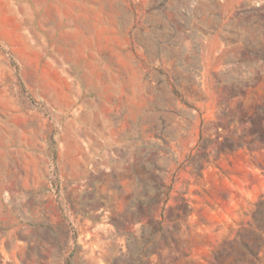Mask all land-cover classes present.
Listing matches in <instances>:
<instances>
[{"label": "rangeland", "instance_id": "374dc122", "mask_svg": "<svg viewBox=\"0 0 264 264\" xmlns=\"http://www.w3.org/2000/svg\"><path fill=\"white\" fill-rule=\"evenodd\" d=\"M0 264H264V0H0Z\"/></svg>", "mask_w": 264, "mask_h": 264}]
</instances>
